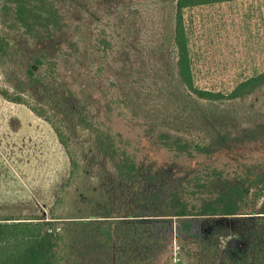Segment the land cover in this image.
<instances>
[{
    "label": "rangeland",
    "instance_id": "1",
    "mask_svg": "<svg viewBox=\"0 0 264 264\" xmlns=\"http://www.w3.org/2000/svg\"><path fill=\"white\" fill-rule=\"evenodd\" d=\"M161 1H65L62 10L68 27L57 34L61 44L56 48L50 42L38 45L12 26L2 11L5 0H0V35L13 45L9 56L0 61V90L16 92L18 82L29 81L28 66L33 59L48 53L59 61L57 88H72L77 93L73 104L82 102L88 107L89 121L104 123L114 135L123 133L131 150H141L145 166L156 163L165 191L179 188L187 178L193 180L189 190L197 189L196 182L202 181L222 191L224 179L237 175L235 163L264 169V141L235 143L233 155L222 151L210 161L199 154L194 159L176 157L157 143L159 129L192 141L206 139L187 124H167L180 122L163 94L165 83L176 72L177 55L174 44L162 38L168 18ZM187 15L198 87L230 92L239 82L264 71V0L225 3ZM98 38L106 39L109 46L104 44L102 49ZM71 39L81 42L79 59L60 55V50L71 52L66 48ZM27 94L33 104L38 101L35 91ZM233 103L234 109L245 112L238 114L241 121L230 129L232 134L264 122V87ZM65 125L68 128V123ZM76 126L65 130L71 132V152L80 163V183L88 182L110 194L111 214L118 216L117 220L128 219L136 209L144 213L139 218L144 224L139 237L143 239L147 232L151 236L135 255L137 264H264V215L260 213L264 193L258 198L252 194L237 216L153 217L161 210L140 204L136 197L139 190L147 192L150 186L119 179L113 162L96 152L94 135ZM70 163L48 122L25 105L0 95V217L41 216L49 220L57 193L70 177ZM78 187L75 183L67 188L68 199L56 208L57 214L70 217L79 213L73 194ZM217 191L192 199L201 198L196 201L201 204L204 199H215ZM186 197L190 199L189 192ZM87 261L80 260V264H89ZM128 262L127 257L116 259L113 254L95 260L97 264Z\"/></svg>",
    "mask_w": 264,
    "mask_h": 264
},
{
    "label": "trees",
    "instance_id": "2",
    "mask_svg": "<svg viewBox=\"0 0 264 264\" xmlns=\"http://www.w3.org/2000/svg\"><path fill=\"white\" fill-rule=\"evenodd\" d=\"M65 1L73 0H5L2 11L12 26L22 30L29 40L38 45L50 42L51 47L60 48L61 41L56 36L68 27L62 10ZM239 1L246 0L161 1L167 9L168 18L163 26L162 38L174 44L177 55L176 72L165 83L163 94L174 106V113L180 122L167 121V124L180 123L182 127L187 124L188 128L206 138L200 142L192 141L173 131L159 129L157 143L176 157L194 159L199 154L210 161L217 159L222 151L233 155L238 143L264 141V122L246 127L236 135L230 131L241 121L238 114L245 112L234 109L233 102L263 88L264 71L239 82L230 92L202 89L195 82L187 14L196 9ZM100 42L102 49H105L104 44L105 47L109 46L106 39L98 38L97 43ZM67 43L66 48H70L71 52L60 50V55L79 59L81 42L71 39ZM12 48L8 37L0 35L1 62L9 56ZM58 65V59L41 53L28 66V82H18L14 93L7 89L0 90L3 98L25 105L56 130L58 140L71 162L70 177L57 193L49 220L41 216L0 217V264H80L83 259L88 260L89 264H97L95 260L111 258L112 254L116 259L127 257V264H137L135 255L140 252L141 245L150 239L149 232L143 239L139 237L144 225L139 219L144 216L140 209H136L128 219L117 220L118 216L111 214L110 202L113 197L98 187H90L88 182L80 183V163L71 152L72 135L65 130V123H68V128L77 125L75 129L80 126L94 135L96 152L113 162L119 179L128 184L142 182L150 186L147 192L139 190L136 197L140 204L161 210L153 217L237 216L252 194L258 198L264 193V169L257 171L243 162L235 163L237 175L233 179H224L222 191L202 181L196 182L197 189L189 190L188 186L193 182L191 178L185 179L179 188L165 191L159 181L161 169L156 168V163L145 166L140 156L141 150L138 147L131 150L123 133L114 135L113 131L105 129L104 123L89 121L92 117L88 107L82 102L73 104L77 93L72 88L63 91L57 88V78L60 76ZM70 73L73 75L72 69ZM31 90L39 98L35 104L28 99L30 95L27 91L31 93ZM213 172L218 175V170ZM75 183L79 186L73 193L79 213L70 217L60 216L55 212L56 208L65 204L67 188ZM212 188L218 192L215 199H204L201 204L196 203L201 198L192 199L197 198L198 194L213 193ZM187 192L190 199L186 197ZM260 213L264 215V203ZM147 226L153 228L150 224ZM154 257L149 255L150 260Z\"/></svg>",
    "mask_w": 264,
    "mask_h": 264
}]
</instances>
